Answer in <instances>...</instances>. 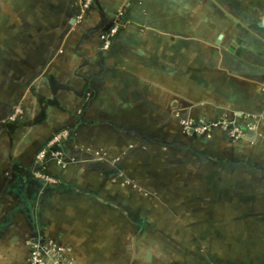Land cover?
Listing matches in <instances>:
<instances>
[{
  "label": "crops",
  "instance_id": "obj_1",
  "mask_svg": "<svg viewBox=\"0 0 264 264\" xmlns=\"http://www.w3.org/2000/svg\"><path fill=\"white\" fill-rule=\"evenodd\" d=\"M263 212L264 0H0V264H264Z\"/></svg>",
  "mask_w": 264,
  "mask_h": 264
},
{
  "label": "built area",
  "instance_id": "obj_2",
  "mask_svg": "<svg viewBox=\"0 0 264 264\" xmlns=\"http://www.w3.org/2000/svg\"><path fill=\"white\" fill-rule=\"evenodd\" d=\"M93 0H83V7L87 8L91 5ZM115 30H112L114 33ZM21 113L19 108H15L11 113L9 119L15 121L16 118ZM192 130L197 134H205L210 130V125L208 124H194ZM229 134L233 138H237L241 134V130L238 127H232L229 129ZM69 135L68 130H60L53 134L51 139L48 141L47 145L42 148L36 155V162L43 164L48 159H56V161L61 162L60 152L56 149L57 145ZM41 179L46 182H52L53 179L46 176L42 172L36 171V173ZM62 248L51 242H45L42 244H35L31 251L29 264H60V254Z\"/></svg>",
  "mask_w": 264,
  "mask_h": 264
},
{
  "label": "rangeland",
  "instance_id": "obj_3",
  "mask_svg": "<svg viewBox=\"0 0 264 264\" xmlns=\"http://www.w3.org/2000/svg\"><path fill=\"white\" fill-rule=\"evenodd\" d=\"M261 217L264 218V212L262 213ZM233 233H234V232H233ZM234 246H235V244H231V243H230V245H229V249H230V251L234 250Z\"/></svg>",
  "mask_w": 264,
  "mask_h": 264
}]
</instances>
